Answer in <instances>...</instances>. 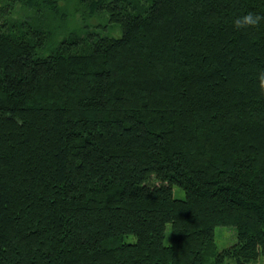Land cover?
<instances>
[{
  "label": "trees",
  "instance_id": "1",
  "mask_svg": "<svg viewBox=\"0 0 264 264\" xmlns=\"http://www.w3.org/2000/svg\"><path fill=\"white\" fill-rule=\"evenodd\" d=\"M15 3L34 15L0 23V264L264 258V0Z\"/></svg>",
  "mask_w": 264,
  "mask_h": 264
},
{
  "label": "rangeland",
  "instance_id": "2",
  "mask_svg": "<svg viewBox=\"0 0 264 264\" xmlns=\"http://www.w3.org/2000/svg\"><path fill=\"white\" fill-rule=\"evenodd\" d=\"M7 1L8 0H0V23L4 22L5 19L12 20L11 17L7 18L5 16V15H9L6 13H10L11 15L15 14L14 18H17V19L34 15L32 12H28V11L24 15L25 8L21 7L17 3H15V5L13 7H8L6 5ZM19 15H22V16H19ZM99 19L100 18H97V17L90 19V25L92 26V28L98 24ZM75 23H76V26H80L82 24L81 16H79V15L76 16ZM67 25L68 26L64 29L65 31L69 30L71 28L69 23ZM100 28L102 29L103 27H100ZM99 32H101V33L108 32V28L104 27L103 31H99ZM113 34L115 35V32ZM119 34H120V31L116 35H119ZM173 193H174V196L176 198H184V196H185L184 190L178 186H174ZM215 238H216V242H217L219 249L226 248L228 246L233 245L236 242V240H237L236 230L234 227H223V226L216 227ZM252 264H264V258L258 260L255 263H252Z\"/></svg>",
  "mask_w": 264,
  "mask_h": 264
},
{
  "label": "clouds",
  "instance_id": "3",
  "mask_svg": "<svg viewBox=\"0 0 264 264\" xmlns=\"http://www.w3.org/2000/svg\"><path fill=\"white\" fill-rule=\"evenodd\" d=\"M262 17L259 15H254L253 13L249 12L247 15L243 16L242 18H237L235 24L237 27L240 26H255L258 25L261 21ZM259 81L260 87L264 90V71L260 72L259 74Z\"/></svg>",
  "mask_w": 264,
  "mask_h": 264
}]
</instances>
